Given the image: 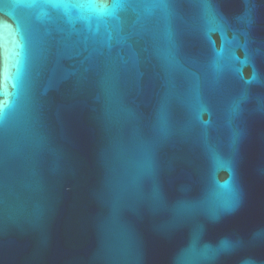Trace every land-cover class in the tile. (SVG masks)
Here are the masks:
<instances>
[{
	"label": "water",
	"instance_id": "water-1",
	"mask_svg": "<svg viewBox=\"0 0 264 264\" xmlns=\"http://www.w3.org/2000/svg\"><path fill=\"white\" fill-rule=\"evenodd\" d=\"M37 11L0 0V264H264V0Z\"/></svg>",
	"mask_w": 264,
	"mask_h": 264
},
{
	"label": "snow or ice",
	"instance_id": "snow-or-ice-1",
	"mask_svg": "<svg viewBox=\"0 0 264 264\" xmlns=\"http://www.w3.org/2000/svg\"><path fill=\"white\" fill-rule=\"evenodd\" d=\"M19 6L36 9L37 17H48L47 9L63 11L71 20L72 11L76 10L80 19L91 21L94 17L98 22L107 24L109 20L118 18V11L130 6V0H16ZM109 18V19H105ZM99 27V24L97 25ZM22 48V45H19ZM17 56L20 53H16ZM8 53L3 44H0V95H3L2 81L9 78L7 67ZM20 61L17 60V63ZM7 102H0V123L5 117Z\"/></svg>",
	"mask_w": 264,
	"mask_h": 264
}]
</instances>
